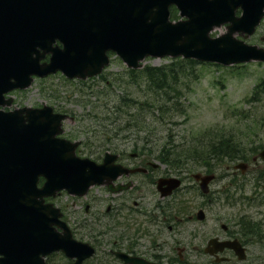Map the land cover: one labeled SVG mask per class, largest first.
I'll use <instances>...</instances> for the list:
<instances>
[{
    "label": "water",
    "instance_id": "1",
    "mask_svg": "<svg viewBox=\"0 0 264 264\" xmlns=\"http://www.w3.org/2000/svg\"><path fill=\"white\" fill-rule=\"evenodd\" d=\"M9 1L0 0V5L26 3L34 18L21 27L0 28L9 29L5 37L0 34L3 105L12 101L5 100L7 92L30 86L34 75L44 77L62 70L70 78L86 79L99 74L109 64L108 50L116 51L130 67L141 66L139 61L149 55H183L225 65L264 61V47L235 37L240 31L245 36L254 32L264 16V0L240 1L248 7L245 16L239 18L234 14L238 0H175L182 15L188 16L178 22L169 21L166 9L153 10L155 0H141L143 10L133 8L129 17L118 0H45L41 2L43 7L47 5L45 9L29 7L33 0ZM256 11V18L250 19V12ZM225 22H231L228 31L213 37L211 31ZM26 25L30 30L27 39ZM57 39L63 42V48L54 45ZM46 53L52 56L42 63ZM66 117L54 113L49 105L0 109V264H46L44 256L55 249L77 257L73 264H82L94 253L92 246L74 240L69 231L58 234L52 224L64 225L58 219L59 209L44 203L45 195L62 188L84 192L91 184L103 182L108 171V160L99 165L79 158L75 154L78 142L57 137ZM40 176L47 178L41 188ZM194 177L200 181L203 192L208 193L215 174L198 172ZM163 181L170 190L181 184L177 178ZM198 217L203 218L202 210Z\"/></svg>",
    "mask_w": 264,
    "mask_h": 264
},
{
    "label": "flooded vegetation",
    "instance_id": "2",
    "mask_svg": "<svg viewBox=\"0 0 264 264\" xmlns=\"http://www.w3.org/2000/svg\"><path fill=\"white\" fill-rule=\"evenodd\" d=\"M119 1V0H118ZM129 6L130 0H123ZM157 0V9L162 2ZM234 10L236 17H242L247 7L240 4ZM251 1V0H250ZM4 10L12 5H0ZM170 18H177V6L168 4ZM264 12V8H263ZM256 12H250L255 19ZM15 14L0 13V28L11 25ZM226 22L223 27H227ZM264 16L259 28L263 27ZM9 31V30H7ZM0 30V34L8 32ZM257 31L253 34L256 35ZM251 37V36H249ZM263 41L260 37L258 41ZM240 152L246 154L238 162L244 168L227 164L220 178V190L212 189L203 196L199 208L194 200L180 195L187 186L184 175L168 170L160 172L163 164L153 163L144 152L113 148L111 172H107L103 183L91 185L85 192L62 190L46 201L54 203L62 211V220L71 228L80 241L95 248V254L83 264H264V140L260 138L239 140ZM100 148V147H97ZM141 149V148H138ZM107 150L100 148L91 157L99 163L107 158ZM237 162V163H238ZM180 177L182 184L170 190L164 178ZM196 185L195 183V187ZM153 197L152 207L147 204V191ZM199 191V188H198ZM216 193H219L216 195ZM65 198L71 199V203ZM81 208L84 216L75 209ZM202 210L203 218H198ZM209 213H216L218 228L210 232H189L194 221L206 224ZM170 237H189L185 247L160 242V234ZM179 242V241H177ZM211 251L217 254H211ZM63 262H58L60 258ZM52 264H72L73 259L57 252L49 257Z\"/></svg>",
    "mask_w": 264,
    "mask_h": 264
},
{
    "label": "rangeland",
    "instance_id": "3",
    "mask_svg": "<svg viewBox=\"0 0 264 264\" xmlns=\"http://www.w3.org/2000/svg\"><path fill=\"white\" fill-rule=\"evenodd\" d=\"M260 29L256 35L245 40L264 46L263 41H258L260 37H264V24ZM225 31L226 27H219L213 31L212 35L215 36ZM173 62L174 59L171 57H148L143 64L166 66ZM183 67L191 72L189 66L183 65ZM105 74L108 77L107 81L95 79L88 81L86 85L68 79L61 73L44 80L37 79L28 90L13 93L14 104L17 102V105L35 107L49 104L57 109L69 110L74 113V115L71 114L74 117L70 115L64 121V136L70 138L73 134L74 137L71 139H87L88 145L82 149L81 155L96 156L94 150L98 152L100 148H103L104 151L105 148L110 150L125 148L129 151L144 152L147 154L146 158L150 157L153 161L163 164L161 173L165 169L169 172L174 171L160 158L164 148L174 143L181 145L193 142L197 135L206 130L214 129V131L223 134L227 130L243 131L239 136L240 140L252 138L264 140V92L259 93V100L253 99L256 91L255 86L264 78V62L252 61L232 67L196 62L194 74L188 78L185 77L180 86L182 94L179 102H181L182 108L174 111H161L156 107L148 109L147 113L138 114L140 121L146 119V122L135 125L134 128L126 127L130 116L126 112L122 111L121 114L116 110L117 98L118 95L128 91L131 96L142 102L148 100L153 102L154 95L148 90L145 76L140 74L137 80L131 78L129 68L117 56L112 57ZM15 106L12 105L11 108ZM98 115L105 117L104 123L100 119L96 120ZM243 115L246 117L242 118ZM119 119L123 122L120 126L108 125ZM145 125L147 131L144 130ZM139 126H143L141 127L142 131L139 130ZM113 127H116L115 131L112 129ZM119 127L123 128L117 135H114ZM105 132L110 133L108 135H113V138L106 142L104 141L107 135ZM147 137L150 139L148 143L146 142ZM90 142L93 143L92 149L89 148ZM145 143H147L146 147ZM97 145L100 148H97ZM138 147L142 149H138ZM227 163L234 165L237 161L221 165L216 170L218 174L226 169ZM195 171L198 170L183 172V175L187 177L184 181L187 188L183 192V187L180 190V195L184 194V196L190 197V200L193 199V205L199 208L203 196L199 194L195 187L197 182L191 176V173ZM222 184V179L217 178L211 184V188L218 191ZM146 191L147 204L151 208L153 197L149 195L148 187ZM65 201L72 205L71 199L65 198ZM75 209L84 216L78 205L75 206ZM215 214L209 213L210 219L206 224L194 221L188 227L189 232L195 230L203 234L218 228ZM159 237L160 242H169L177 247H185V243L189 239L187 233L177 236L179 242L176 241V236L170 237L166 233L160 234Z\"/></svg>",
    "mask_w": 264,
    "mask_h": 264
},
{
    "label": "trees",
    "instance_id": "4",
    "mask_svg": "<svg viewBox=\"0 0 264 264\" xmlns=\"http://www.w3.org/2000/svg\"><path fill=\"white\" fill-rule=\"evenodd\" d=\"M197 61L193 59H183L175 58L174 62L166 66H153L145 65L140 70L130 69L131 78L137 80L140 74H143L147 80L148 90L154 95L153 102L148 100L147 102H142L139 99L130 95L128 91L123 94L118 95L116 107L121 114L122 111L126 112L130 116V120L126 127L134 128L135 125L142 124L146 122L140 121L138 114L141 115L148 112V109L158 108L161 111H174L182 108L180 96L182 90L180 88L185 77H190L194 74L195 63ZM183 65L189 66L191 72H189ZM134 76V77H132ZM79 80L78 82L86 83L90 80ZM99 79L105 81L108 80L106 75H101ZM98 80V79H96ZM136 82V81H135ZM260 91H264V79L256 86L254 99L258 100V94ZM102 120L104 123L105 117L97 116L96 120ZM135 122V123H134ZM102 123V124H103ZM123 122L119 120L113 121L108 125L120 126ZM127 123V122H125ZM140 131L141 127L139 126ZM123 127H119L114 135H117ZM114 131L116 127L112 128ZM144 130L147 131V126L145 125ZM243 131H230L227 130L224 134L219 131L206 130L205 132L197 135L193 142H187L185 144L179 145L172 144L167 148H164L161 153V160L171 166L176 172L181 173L184 171H194V170H205L206 172L216 171L221 165L226 162L236 161L243 157V153L240 152V138L239 136ZM105 134H109L105 132ZM149 137H147L146 142L148 143ZM145 143V147L147 145Z\"/></svg>",
    "mask_w": 264,
    "mask_h": 264
}]
</instances>
